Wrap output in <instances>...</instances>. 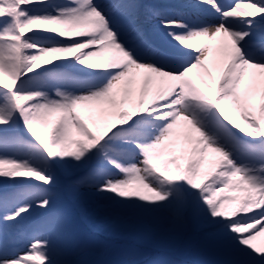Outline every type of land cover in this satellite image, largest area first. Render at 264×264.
Listing matches in <instances>:
<instances>
[{
	"label": "snow or ice",
	"instance_id": "1",
	"mask_svg": "<svg viewBox=\"0 0 264 264\" xmlns=\"http://www.w3.org/2000/svg\"><path fill=\"white\" fill-rule=\"evenodd\" d=\"M61 174L123 225L264 264V0H0V264H105L68 258Z\"/></svg>",
	"mask_w": 264,
	"mask_h": 264
},
{
	"label": "rangeland",
	"instance_id": "2",
	"mask_svg": "<svg viewBox=\"0 0 264 264\" xmlns=\"http://www.w3.org/2000/svg\"><path fill=\"white\" fill-rule=\"evenodd\" d=\"M216 158L210 154L208 159ZM212 167L206 163L203 172ZM202 181L203 175L198 178V182ZM60 183L54 213L63 215L68 222L63 243L69 259L80 258L86 248L93 253L88 259L102 260L105 264H123L129 258L141 264H214L225 258L211 240L192 227L176 235L168 231L169 225L163 220L148 221L145 227L123 225L109 203L76 202L68 190L71 178L61 174ZM41 219L40 216L31 218L25 230L31 231ZM254 243L264 246V236Z\"/></svg>",
	"mask_w": 264,
	"mask_h": 264
},
{
	"label": "bare ground",
	"instance_id": "3",
	"mask_svg": "<svg viewBox=\"0 0 264 264\" xmlns=\"http://www.w3.org/2000/svg\"><path fill=\"white\" fill-rule=\"evenodd\" d=\"M138 3L143 4V5H158L161 3H173V4H185L189 3L190 0H137ZM224 2H229V0H224ZM139 22L141 26L145 30L146 37L152 41L153 43L160 44L163 43L164 40L166 39L162 32H160L157 28V21L154 19H147L144 10H140V15H139ZM215 41H213V44L215 45ZM256 103L259 102L258 97L255 101Z\"/></svg>",
	"mask_w": 264,
	"mask_h": 264
}]
</instances>
